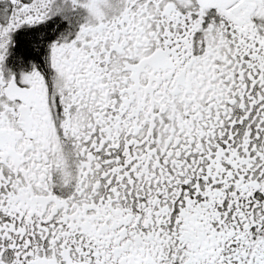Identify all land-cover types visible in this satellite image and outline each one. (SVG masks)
I'll return each mask as SVG.
<instances>
[{"label": "snow or ice", "instance_id": "obj_1", "mask_svg": "<svg viewBox=\"0 0 264 264\" xmlns=\"http://www.w3.org/2000/svg\"><path fill=\"white\" fill-rule=\"evenodd\" d=\"M0 264H264V0H0Z\"/></svg>", "mask_w": 264, "mask_h": 264}]
</instances>
